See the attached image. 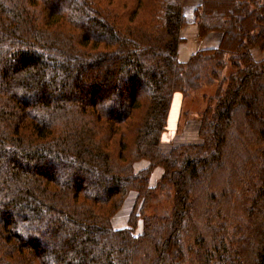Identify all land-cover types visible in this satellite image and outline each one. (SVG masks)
I'll use <instances>...</instances> for the list:
<instances>
[{
	"label": "trees",
	"instance_id": "obj_1",
	"mask_svg": "<svg viewBox=\"0 0 264 264\" xmlns=\"http://www.w3.org/2000/svg\"><path fill=\"white\" fill-rule=\"evenodd\" d=\"M184 5L0 0V264H264V0H201L220 41L182 63ZM214 83L199 140L163 150Z\"/></svg>",
	"mask_w": 264,
	"mask_h": 264
},
{
	"label": "rangeland",
	"instance_id": "obj_2",
	"mask_svg": "<svg viewBox=\"0 0 264 264\" xmlns=\"http://www.w3.org/2000/svg\"><path fill=\"white\" fill-rule=\"evenodd\" d=\"M200 0H187V4L185 6V17H186V23L189 27L190 31L195 26L194 21V9L197 6V3ZM192 20V21H191ZM214 36H211V38ZM210 37H208L203 44H200L203 48L210 47ZM185 39V38H184ZM191 45H193L190 41L189 37H186V39L183 41V44L180 48L181 50V56L180 60L183 59V51L185 48H190ZM196 47H199V44H197ZM196 47L195 50H196ZM254 58L258 61L264 59V53L260 51H253ZM229 66L226 67L225 75L228 74ZM218 84L214 83L211 85L205 84L199 89L189 93L188 96L184 98H175L171 117H170V123H169V130L167 132L166 137L163 139V150H167L171 147L173 144H180V143H192L197 142L199 140L198 137V123L201 119V116L206 108V102L204 97H214L217 95L218 92ZM147 163L142 162L136 165V170H141L142 168L146 167ZM162 173L161 169H158L155 171L153 177H152V185L155 184L156 180L160 177ZM136 199V194L132 193L129 198L127 199L123 209L115 216L113 219V224L115 228H123L127 225V220L130 215V212L132 210V207L134 205ZM165 197L161 199L163 201ZM165 201V200H164ZM163 203L161 205H158V207H162ZM142 231V222H140L137 234H140Z\"/></svg>",
	"mask_w": 264,
	"mask_h": 264
},
{
	"label": "crops",
	"instance_id": "obj_3",
	"mask_svg": "<svg viewBox=\"0 0 264 264\" xmlns=\"http://www.w3.org/2000/svg\"><path fill=\"white\" fill-rule=\"evenodd\" d=\"M200 2H201V0L197 3V6L200 4ZM186 4H187V0H185V5H184V13H185V6H186ZM196 6V7H197ZM196 9V8H195ZM194 9V10H195ZM194 13V12H193ZM192 21V20H191ZM194 22V21H193ZM198 29H197V26L195 25L192 29H191V31H190V29H189V27L187 26V24H186V27L182 30V32H181V36H182V38L184 39H186V37H189L190 38V41H191V43L193 44V45H191V47L190 48H185V50L183 51V59L184 60H180V62H182V63H185V62H187L188 60H189V58L194 54V53H196L197 51H199L200 49H203V47H201L200 46V44H203L205 41H199L198 40ZM211 36H214V37H212L211 38ZM209 37L211 38L210 39V47H216V46H218V44H219V41H220V36L218 35V34H210L209 35ZM208 38V37H207ZM206 38V39H207ZM184 39V40H185ZM205 39V40H206ZM183 44V43H182ZM182 44H181V46H182ZM197 44H199V47H196L197 46ZM181 46H180V48H181ZM194 47H196V50H195V48ZM209 47V46H208ZM180 56H181V50L179 49V59H180Z\"/></svg>",
	"mask_w": 264,
	"mask_h": 264
}]
</instances>
